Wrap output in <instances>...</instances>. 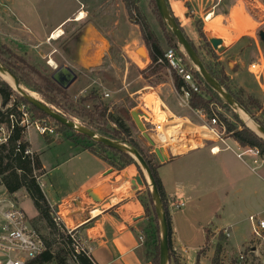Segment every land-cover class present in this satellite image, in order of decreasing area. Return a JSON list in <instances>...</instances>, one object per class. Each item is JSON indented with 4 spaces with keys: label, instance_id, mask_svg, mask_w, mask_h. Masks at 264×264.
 <instances>
[{
    "label": "rangeland",
    "instance_id": "obj_1",
    "mask_svg": "<svg viewBox=\"0 0 264 264\" xmlns=\"http://www.w3.org/2000/svg\"><path fill=\"white\" fill-rule=\"evenodd\" d=\"M105 1L101 0L92 3L89 6V10L91 14L97 12V16L101 13L106 16L108 20H104L107 21L108 28L111 32L113 30L112 22L114 20H121L123 22L129 19L135 24L143 21L146 25V39L150 40V42L145 40V32L140 26L139 29L135 28L134 31L128 32L131 33L133 47H137L138 45L145 47L149 51V56L153 51L152 45L155 43L161 47L163 53L173 47H178L179 49L176 50L179 53H185L182 46H176L178 42L171 29L159 16L154 0H137V9L132 11L131 14L123 0L121 1L125 6V12L117 6L112 9L107 3L105 7ZM112 1L114 2L115 0L108 1V4H111ZM2 3L4 2L0 0L1 5ZM167 3L185 35L195 46L204 64L213 66L215 70L223 69L227 76L226 85L229 86L235 96L242 97L245 102H248V96H252L261 102L262 109H264V75L257 79L249 71V67L253 62L260 61L264 66V42L259 36V32L264 29V0H167ZM109 8L110 10L108 11L107 9ZM210 13H213L214 16L209 20L208 15ZM8 23V18L4 16L3 18L0 17V61L4 65L6 61L14 62V58H9L11 49L14 50L15 47L13 48L14 45L11 42V28L8 27ZM121 27L123 32L125 27L123 25ZM67 31L70 32L68 29ZM117 33L119 32L117 31ZM211 37L223 39L224 46L226 47L223 53H219L211 46L209 43V38ZM136 55L139 59L126 61L125 64L118 63L110 71L94 75V77L93 75L87 77L78 74V79L80 76L83 78L75 87L70 90L67 89L69 102L62 100L61 97L53 92L49 96L56 97L55 104L49 103L44 99L42 94L21 84L30 92H35L37 98L39 97L44 100L68 118L76 120L79 124L90 128L88 118L84 115V108L88 109L87 105L92 106L94 103L98 104L99 102L88 98L90 92L79 94L78 91L86 83H92L90 89L98 90L100 88L99 84L102 83L104 87L114 91L111 97L104 98L102 101L110 105V110L114 115L120 116L125 120L126 125L131 129L132 138L139 143L146 156L156 159L154 146L144 137L141 129L135 124L131 115L132 110H141L142 106H144L142 104L141 107L138 106L140 99L144 98V95L150 93L146 97L149 106L155 103V109H152L154 111L155 122H161L162 124L165 122V117H161L160 108L158 107L161 102L160 100L164 101L176 116H186L194 125L202 126L203 121L198 119V116L189 108H178L179 97L173 85L175 75H178L174 70L169 69L166 65L158 67L157 64H153L152 62L147 64L146 59L137 51ZM21 56V58L26 59L23 55ZM187 59L191 63L190 65L193 66V69L198 71L188 56ZM27 61L41 71L42 74H51L49 67L42 60L29 58ZM230 63H232V66H230ZM155 67H157V70L152 74L151 71ZM150 73L151 75L147 77V74ZM0 78L6 81L1 75ZM29 78L33 83L39 81L31 73ZM93 79H96V81L92 82ZM143 87H146L145 90L138 92ZM98 91L101 92V90ZM201 91L207 96L212 112L216 113L221 121L226 122L227 120L235 129L249 128L238 115V112L229 106L218 93L219 97L228 105L227 107L216 94L207 91L204 85L201 86ZM80 98H86V101L80 100ZM111 106L115 107L112 108ZM180 113H185L186 115L183 116ZM247 113L258 123L261 124V122H264V113L262 110H253L252 113L247 111ZM34 115L37 118L40 117L38 113H34ZM175 115L172 117L170 114V118H177ZM103 125L105 129L118 131V128L112 122L107 121ZM145 127L150 137L155 141L156 146L164 148V155L167 157L169 155L168 147L171 146L170 143L167 141H165L167 143H162L155 140L154 135L156 133L150 129L151 125ZM97 133L100 134L99 132ZM187 133L189 132L184 131L181 135H186ZM194 135L198 136V140H192L193 142L185 140L180 143L186 144L188 142L195 146H201L205 141L208 144L211 143L210 140L202 141L201 137L203 136H200L201 134ZM207 135L211 136L210 134ZM70 137L76 140L74 132L67 128L60 129L59 134L53 136L41 135L35 128H32L28 133V139L35 149V151L33 149V152H36L47 171L43 180H40V183H43L42 188L47 197L53 195L52 190L54 191L59 186H67L71 182L79 181L94 170L91 159L95 158L89 152H86L82 156L71 158L73 153L76 152L75 150L81 147L82 143L78 141L77 145L79 146H77ZM181 137L184 138V136ZM229 142L235 147L232 141L229 140ZM113 158L111 155V159L118 165L117 167L120 168L124 164L118 156ZM238 165L241 173L239 193L238 196L234 194V198L230 201L229 205L225 202L226 207H221L217 214L213 211L217 207V201L211 199L213 194L209 192L202 198L201 203L195 205L197 207L194 208L192 204L190 205V208L193 210L198 209L199 211L195 214L194 218L189 220L190 223L187 228L184 231L181 230L183 236L190 242L181 245L180 251L182 250L185 256L183 258L181 254H178L181 259V264H196L199 251L206 244L205 228H211L212 230L215 228H228L231 231L232 237L231 239L226 237L225 252L223 254L226 264H264V233L262 237L253 236L252 226L249 220L250 215H261L264 217V167L254 173L241 160H238ZM117 167L116 169L118 170L119 168ZM40 173H42V170L38 171V174ZM1 185L0 196H3L4 193L1 190ZM149 191L151 192V190ZM17 197L18 201H16V198H12L13 202L16 201V204L25 211L28 218L31 219L33 227L43 235H49V229L45 223L38 220V210L34 206L31 197L22 191ZM8 198L11 199V196ZM53 199L51 202L54 204ZM85 202L86 208L89 210L91 203L88 201ZM199 222H201V226H199ZM216 243V239H211L208 251L201 257V264H211ZM241 256L244 258H241ZM0 257L2 259L5 258L3 256Z\"/></svg>",
    "mask_w": 264,
    "mask_h": 264
},
{
    "label": "crops",
    "instance_id": "obj_2",
    "mask_svg": "<svg viewBox=\"0 0 264 264\" xmlns=\"http://www.w3.org/2000/svg\"><path fill=\"white\" fill-rule=\"evenodd\" d=\"M2 1L4 3L0 4V17L3 18L4 16L9 20L8 27L11 28L10 37L14 45L13 48L15 47L14 51L19 55H23L26 59L36 58L42 60L49 67L51 73L57 67L66 65L79 75L87 77L93 75L94 77V75L110 71L118 63L125 64L126 61L139 59L136 51L142 46L133 47L131 33L128 32L134 31L135 28L139 29L140 25L129 19L123 22L114 20L111 32L107 21L104 20H108V18L102 13L99 16H97V12L91 14L89 10L92 3L101 0ZM108 1L110 0L105 1V7L107 3L110 8L113 9L117 6L125 12V6L121 0L112 1L111 4H108ZM110 8L107 10L109 11ZM81 13H85L82 20L79 19ZM211 15L214 16L213 13H210ZM212 17L209 19H212ZM122 25L125 27L123 32ZM59 30H62V34L59 37H53V34ZM145 51L147 57L144 59L149 64V62H152L149 51L147 49ZM82 78L80 76L70 86L69 90L75 87ZM95 81L96 79H93L92 82ZM91 84L86 83L79 89L78 93L90 92L92 90L90 89ZM99 85L98 90H101L102 99H104L102 96L104 92L110 93L109 97L113 95L114 91L104 87L102 83ZM173 85L175 91H177L175 83ZM145 88H141L138 92L145 90ZM149 94L144 95V98L141 99H146ZM160 101L159 107L161 106V110H166L169 115L171 114L174 117L175 114L164 101ZM178 105L180 109L189 108L194 112L191 106L181 104L180 98H178ZM138 106L141 107V104L138 103ZM111 107L114 108L115 106ZM149 107L155 109V103ZM181 111L183 112V110ZM140 112L152 115V112L144 106H142ZM180 115L184 116L186 114L180 113ZM175 117L179 116L175 115ZM26 139L30 142L33 150L34 146L29 141L28 134ZM70 139L76 145L78 144L77 140L71 137ZM229 140L234 143L235 147L238 145L233 138ZM213 145V142L208 144L205 141L201 146L197 145L179 153H174L169 146V155L165 161H161L157 156L156 159H152L157 166L170 203L177 200L185 204L180 209L170 211L171 246L173 251L177 255L181 254L183 258L185 256L182 250L180 251L181 245L190 242L183 236L181 230L184 231L187 228L190 223L189 220L194 218L199 211L198 209L193 210L190 205L192 204L194 208L197 207L195 205L201 203L202 198L209 192L213 194L211 199L217 201V207L213 211L218 214L221 207H226L225 202L229 205L234 198V194L238 196L239 193L241 173L238 160L241 159L230 150L212 153L211 148ZM75 151L71 158L82 156L86 152L94 156L95 159H91L94 170L79 181L52 190V196L47 197L44 192L50 205L56 210H60L67 225H78V233L81 235L82 242L97 264H153L150 258L153 245L150 241V231L155 227V223L147 216L143 204L138 199V196L147 190V184L143 188L136 189L132 183L135 175L141 174L143 176L142 170L140 171L136 164L117 170L87 149L83 150L80 147ZM87 159L89 158L87 157ZM241 161L251 172H254L243 160ZM42 170L39 180H43V177L47 174L43 165ZM41 185L43 186V183ZM1 188L5 196L3 194V196H0V213L9 207L10 203L16 204V201H18L17 196L21 191L28 194L25 188L13 195H10L3 185H1ZM89 189L95 190L97 197L101 198L100 202H96L87 194ZM9 196H11V199L8 198ZM12 198L17 200L13 202ZM52 199L55 202L54 204L51 202ZM85 201L91 203L89 210L86 208ZM79 205L83 208V213L78 212ZM259 216L264 219L261 215ZM29 220L32 224L31 219ZM199 226H201V222H199ZM225 229L229 230L228 228L213 229L214 239L217 238V232L219 234L220 231ZM231 237L232 234L229 239Z\"/></svg>",
    "mask_w": 264,
    "mask_h": 264
},
{
    "label": "trees",
    "instance_id": "obj_3",
    "mask_svg": "<svg viewBox=\"0 0 264 264\" xmlns=\"http://www.w3.org/2000/svg\"><path fill=\"white\" fill-rule=\"evenodd\" d=\"M126 4L128 11L131 12L137 9V0H123ZM155 1V0H154ZM156 4V2H155ZM159 13V12H158ZM160 16V14H159ZM177 20V19H176ZM178 22V20H177ZM179 23V22H178ZM140 26L143 28L145 32V40L150 42V40L146 39V25L144 22H138ZM180 25V24H179ZM181 26V25H180ZM193 45V44H192ZM177 46V45H176ZM194 46V45H193ZM153 51L150 56L153 64H157L158 67H163V64L157 63V60L164 55L161 50V47L155 43L152 45ZM174 49H179L178 47H173ZM195 48V46H194ZM196 49V48H195ZM11 53L9 54V58H14V62L6 61L3 62L9 68V70L19 79V81L28 87L29 89L38 92L43 95L44 99L52 104H55L56 97L49 96L50 93H56L62 100H66L69 102V98L67 96V89H63L60 85H58L52 78L51 74L44 75L41 71L36 69L27 59L21 58L22 56L16 53L13 49H11ZM160 65V66H159ZM207 70L212 74V76L225 88L229 93L233 95V97L250 113L253 110H262L264 113V109H262V104L260 101L255 99L252 96H248V102H245L242 97L235 96V94L231 91L229 86L226 85L227 76L223 69L213 68V66L205 64ZM152 70V69H151ZM150 70V71H151ZM157 67H155L151 73L154 74L156 72ZM33 74L35 79L39 80L36 83L31 82L29 75ZM148 73V72H147ZM150 74H147L149 77ZM196 78L198 80V85L200 88V92H193L190 99V106L193 109H201L206 111L208 116H212L213 112L209 106V101L207 96L203 94L201 91V86L204 85L207 91H210L218 96V98L223 102V99L219 97L217 92L213 90L208 83L205 82L203 77L200 75L198 71H195ZM40 82V83H39ZM175 86L176 89L179 90L183 85V81L179 78V76L175 75ZM14 96L17 102H24L30 106V109L34 113H38L39 118H50L44 112L40 111L33 105L29 104L27 100H25L8 82L3 81L0 78V122H6L9 109H4V107L10 103L11 97ZM90 100L98 101L99 103H94L92 106L87 105V108H84V115L87 116L89 127L94 131L99 132L101 135L114 139V140H122L125 143L137 148L142 155L145 157L147 163L149 164L155 181L157 183L161 199L163 201V205L166 211L167 220L170 229V256H171V264H181L180 257L173 251L171 246V213H170V201L168 199L167 193L165 191L164 185L160 178L157 166L153 163L152 158L146 156L140 147L139 143L132 138V132L129 126L126 125L125 120L117 115H114L110 110V105L106 102L102 101V97L100 92L97 89H92L90 94L88 95ZM80 100L86 101V98H80ZM226 104V103H225ZM228 105L226 104V107ZM60 109V107H59ZM51 119V118H50ZM58 125V131L60 129H66L62 124L55 122ZM226 120V119H225ZM112 122L115 127L118 128L116 130L105 129L103 123L104 122ZM223 122V121H222ZM226 127V130L231 137L242 146H251V147H259L261 151L264 153V139L261 138L256 132L252 129L244 127L242 129H235L234 126L231 125L227 120L223 122ZM264 126V122H261ZM74 136L77 141L82 143L81 147L83 150H89L103 160H105L109 165L116 168L118 165L113 162L111 159V155L115 158L118 156L120 160L123 161V165L119 169H124L130 164H136L141 171L137 161L129 154L119 151L114 148L107 147L102 143H98L93 141L92 139L74 132ZM22 140V144L20 149L17 147V142ZM30 147L31 144L25 138L21 129L17 128L13 131L11 137L9 138L7 143L0 144V184H2L7 192L10 195L15 194L22 188H25L29 196L31 197L34 206L38 210V220L45 223L46 227L49 229V235H43L46 249L37 257L26 261L25 264H97L95 259L87 253H79L75 254L73 248V242L67 233H64L54 222L53 219V210L52 207L42 189V185L38 182L37 177L42 173L38 174V171L42 170V165L39 157L36 153L33 156H28L24 154V150ZM156 155V154H155ZM113 158V159H114ZM118 169V170H119ZM43 172V170H42ZM150 189L147 186V190L141 193L138 196V199L143 204L146 214L150 217L154 223L155 227L150 231V241L152 242V251L150 252V258L153 264H160V243H161V233L159 220L155 211L154 201ZM36 217V218H37ZM207 234V242L204 247H202L199 251L198 258L196 264H201V257L206 254L208 251V246L210 244L211 239L215 237V233L211 228L206 229ZM217 243L214 251V255L211 258V264H226L223 254L225 252V241L226 236L222 231L217 235Z\"/></svg>",
    "mask_w": 264,
    "mask_h": 264
},
{
    "label": "built area",
    "instance_id": "obj_4",
    "mask_svg": "<svg viewBox=\"0 0 264 264\" xmlns=\"http://www.w3.org/2000/svg\"><path fill=\"white\" fill-rule=\"evenodd\" d=\"M185 53H179L176 49H168L162 57L157 60V63L166 65L169 69L174 70L183 81V85L177 93L181 104L190 107V99L193 92H200L198 80L195 75V70L187 61ZM249 71L259 79L264 75V66L260 61L253 62ZM103 98L110 96V93L104 92ZM140 104L152 112V115L141 113V120L145 126L151 125V130L156 134L160 133L162 123L155 122L154 112L149 107L146 99H140ZM6 122H0V144L7 143L13 131L17 128L21 129L25 138L32 128H35L38 133L46 136L59 134L58 125L50 118H37L30 106L24 102H17L14 96L4 109H9ZM160 108V107H159ZM161 110V108H160ZM195 114L203 121V125L208 128L211 136H203L201 140H210L214 143L211 148L212 153H218L221 150H230L234 152L238 158L243 160L254 172L264 167V153L259 147L242 146L238 144L233 147L229 139L232 138L226 130V126L220 120L219 116L213 112L212 116H208L206 111L194 109ZM207 119V120H206ZM147 129V128H146ZM211 132V133H210ZM209 138V139H207ZM198 140V136L184 135L182 141ZM22 140L17 142V147L20 149ZM167 143V142H166ZM171 148V146H170ZM172 151V150H171ZM24 154L33 156V150L28 147L24 150ZM40 183L39 177H37ZM41 184V183H40ZM185 204L174 200L170 203V211L172 209H180ZM52 207V206H51ZM53 219L56 225L64 232L70 235L75 254L88 253L85 248L81 235L78 233V225H67L63 214L60 210L52 207ZM252 226L253 236L262 237L264 233V219L259 215H251L249 217ZM226 237H230V231L225 229L222 231ZM46 249V243L43 234L34 228L25 211L15 203H10V206L5 208L0 213V264H25L26 261L40 255ZM241 258H244L241 256Z\"/></svg>",
    "mask_w": 264,
    "mask_h": 264
},
{
    "label": "water",
    "instance_id": "obj_5",
    "mask_svg": "<svg viewBox=\"0 0 264 264\" xmlns=\"http://www.w3.org/2000/svg\"><path fill=\"white\" fill-rule=\"evenodd\" d=\"M157 10L160 14V17L164 21V23L171 29L174 37L176 38L178 44L177 46H182L186 55L190 59V61L197 68L200 75L203 77L206 83L210 85V87L215 90L224 100L225 102L231 106L234 110L241 109L245 113L247 111L244 107L233 97L231 93H229L225 88L212 76V74L207 70L203 60L200 58L196 49L185 35L183 29L177 22L176 18L172 14L167 0H155ZM260 39L264 42V29L259 32ZM209 43L211 46L218 51L219 53H223L226 49L224 46V41L219 37H211L209 38ZM137 52L140 53L144 58L147 57V53L144 47H140L137 49ZM232 66V63H230ZM3 74L9 75L13 84L9 83L25 100L28 101L29 104L33 105L40 111L44 112L47 116L53 119L55 122H58L65 126L67 129L72 130L73 132L82 134L95 142L102 143L107 147L117 149L119 151L125 152L131 155L140 166L143 176L141 174L135 175L132 180V183L136 189L143 188L146 184L151 190V194L154 201L155 211L159 220L160 232H161V243H160V264H171V256H170V229L167 220L166 211L163 205V201L161 199V195L153 176L152 170L147 163L145 157L142 153L135 147L128 145L127 143L119 140H114L103 135L98 134L96 131L79 124L76 120L70 119L53 106L40 99L39 97H35L32 95V92L24 88L19 81V79L9 70L7 66H5L0 61V75ZM51 78L60 85L63 89H69L70 86L78 79V74L69 66L62 65L57 67L52 73ZM4 79V78H3ZM5 80V79H4ZM132 117L136 123V125L141 129L144 137L149 141V143L154 146V151L156 156L161 160L165 161L167 157L164 155V148L156 146L155 141L150 137V134L146 130V127L141 120V112L140 110H132ZM248 114V113H247ZM249 115V114H248ZM250 116V115H249ZM251 117V116H250ZM252 118V117H251ZM253 119V118H252ZM255 123L258 125V129L260 133H257L261 138L264 139V126L258 123L255 119H253ZM146 181V183H145ZM87 194L93 198L96 202H100L101 198H98L94 189H89ZM83 208L79 205L78 212L83 213Z\"/></svg>",
    "mask_w": 264,
    "mask_h": 264
},
{
    "label": "bare ground",
    "instance_id": "obj_6",
    "mask_svg": "<svg viewBox=\"0 0 264 264\" xmlns=\"http://www.w3.org/2000/svg\"><path fill=\"white\" fill-rule=\"evenodd\" d=\"M84 14L85 13H81V15L79 16L80 20H82V18L84 17ZM211 17H212V15L210 16V14H209L208 19ZM61 34H62V30H59L53 34V37H59ZM50 61H52V60H50ZM2 77L7 82L13 84V80L9 75L3 74ZM32 95L36 97L35 92H32ZM158 107H159V105H158ZM157 109H159V108H157ZM237 112H238V115L241 117V119L246 124V126H248L250 129H252L254 132L260 133V131L258 129V125L255 123V121L247 113H245L241 109H238ZM160 115H162L161 116L162 118L165 117V120H164L165 122L163 121L164 124L161 125L160 133L155 134L154 139L159 141V142H162V143H165V141L169 142L173 152L179 153V152H182L184 150H188L190 148L195 147V145H192L191 143H188V142L187 143L185 142L186 144L180 143L182 141V138H183L181 136L185 135V134L181 135L184 133V131L189 132L187 134H190L193 136H194V134H201L203 136H207V134H209V130L207 127L194 125L187 118L177 117L175 119H172V118H170L171 116L169 115V113L166 110L165 111L160 110Z\"/></svg>",
    "mask_w": 264,
    "mask_h": 264
},
{
    "label": "flooded vegetation",
    "instance_id": "obj_7",
    "mask_svg": "<svg viewBox=\"0 0 264 264\" xmlns=\"http://www.w3.org/2000/svg\"><path fill=\"white\" fill-rule=\"evenodd\" d=\"M64 51H66V50L64 49Z\"/></svg>",
    "mask_w": 264,
    "mask_h": 264
}]
</instances>
